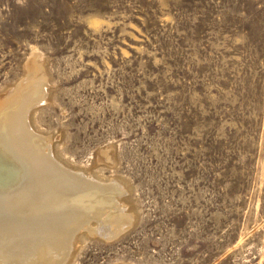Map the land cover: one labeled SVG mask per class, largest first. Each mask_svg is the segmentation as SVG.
Returning a JSON list of instances; mask_svg holds the SVG:
<instances>
[{
    "label": "rangeland",
    "instance_id": "rangeland-1",
    "mask_svg": "<svg viewBox=\"0 0 264 264\" xmlns=\"http://www.w3.org/2000/svg\"><path fill=\"white\" fill-rule=\"evenodd\" d=\"M37 58L41 129L134 189L70 264H264V0H0V92Z\"/></svg>",
    "mask_w": 264,
    "mask_h": 264
},
{
    "label": "bare ground",
    "instance_id": "bare-ground-1",
    "mask_svg": "<svg viewBox=\"0 0 264 264\" xmlns=\"http://www.w3.org/2000/svg\"><path fill=\"white\" fill-rule=\"evenodd\" d=\"M30 65L0 92V264H70L89 235L110 239L136 221L134 197L120 191L132 185L103 175L97 158L75 164L41 129L51 77L43 59Z\"/></svg>",
    "mask_w": 264,
    "mask_h": 264
}]
</instances>
